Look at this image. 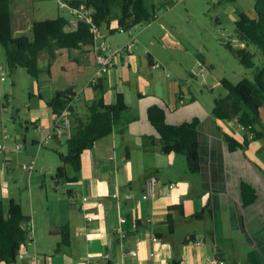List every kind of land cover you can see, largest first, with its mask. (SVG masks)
Returning a JSON list of instances; mask_svg holds the SVG:
<instances>
[{
  "label": "crops",
  "instance_id": "0c3cea01",
  "mask_svg": "<svg viewBox=\"0 0 264 264\" xmlns=\"http://www.w3.org/2000/svg\"><path fill=\"white\" fill-rule=\"evenodd\" d=\"M26 5V0H16L14 13L11 9L13 35L33 39L35 19L29 16ZM233 10L236 15L242 11L258 18L254 1L245 9ZM73 14L66 30L76 29L82 18V14ZM118 28L117 15L100 28L112 50L129 41L130 33L125 37ZM26 31L30 34H24ZM155 40L139 44L137 39L132 52L115 58L113 68L102 76L105 103H115L122 93L129 109L111 134L82 153L79 171L66 165L70 180L62 182L55 181L61 152L53 146L66 143V131L62 129V134L56 133L43 143L42 147L53 145V153L39 155L38 144L54 133L55 113L48 102L56 91L70 89L73 111L66 117L71 127L77 125V117L87 120L97 96L91 85L98 72L97 52L95 45L69 49L67 54L60 50L52 61L46 51L41 53V73L37 78L29 75V100L23 111L14 108L9 119L23 132L9 136L13 142L4 156L6 169L12 163L20 168L24 163H35V172L23 179V192L17 196L5 181L0 198L5 211L11 199L20 203L32 223L23 246L37 257L15 264H264V138L251 139L236 120L215 117L214 93L209 97L195 95L187 86L191 71L203 68L209 72L208 66L198 60L189 70L182 57L164 58L151 50ZM179 47L186 50L182 44ZM166 68L174 76H165ZM1 74L11 75L5 50L3 56L0 53ZM22 74V68L12 74L14 88ZM83 76L87 78H82L78 91L75 85ZM154 104L165 108L169 124L199 118V172L188 170L184 155L161 150L159 135L147 117L148 107ZM26 114V118L21 117ZM261 122L264 124V111ZM30 128L36 135L27 149ZM225 134L240 143L246 137L251 140L246 148L232 151ZM16 141L25 145L21 153L14 151ZM66 153L67 149L62 152ZM151 177L157 180V195L144 198L146 181ZM242 182L256 191V200L248 206L243 204ZM18 183L15 180L12 186L20 189ZM205 208L202 216L194 218ZM64 227L69 229L66 243L62 242Z\"/></svg>",
  "mask_w": 264,
  "mask_h": 264
},
{
  "label": "trees",
  "instance_id": "16d2710c",
  "mask_svg": "<svg viewBox=\"0 0 264 264\" xmlns=\"http://www.w3.org/2000/svg\"><path fill=\"white\" fill-rule=\"evenodd\" d=\"M173 1L169 0L168 3ZM65 3L71 11L77 10L78 14H82L76 29L66 30L69 20L61 16L35 20L32 23L33 39H30L28 36L13 35L10 0H0V45L5 50L11 74L18 68H24L32 78H37L41 73L38 63L43 51H46L52 61L60 50L93 45L92 25L98 28L108 25L113 17L115 4L119 7V27L132 29L150 19L144 0H65ZM254 8L258 14L257 19L237 11L236 34L244 46L226 43V48L246 69H254V74L252 78H243L238 85L222 79L221 84L227 94L215 98L212 113L220 119L236 120L252 135L251 139L259 140L264 138V124L261 122L264 111V0H254ZM251 45L256 46V52L250 50ZM257 56L258 63L255 61ZM101 81L100 79L98 84L94 85L97 96L89 107L87 120L83 121L77 117V125L71 127V136L66 140L67 153L59 154L61 166L56 171V182L70 180L67 177L66 165H71L75 171H79L82 153L93 147L96 141L111 134L116 122L129 109L122 93L118 94L115 103H105ZM72 101L71 90L67 89L56 91L48 105L54 113L62 115L65 110L73 111ZM147 117L159 135L161 150L165 153L184 155L188 170L191 173L199 172V118L180 124H169L166 121L165 108L157 104L148 107ZM224 138L232 151L246 148L251 140L246 137L240 143L226 134ZM241 194L244 206L252 204L257 198L255 189L246 182H242ZM206 210L207 208L194 218H199ZM29 221L30 217L23 213L21 204L16 200H10L7 211L0 200V263L15 264L17 254L27 239L29 227L26 223ZM62 236V242H68L67 227L62 229Z\"/></svg>",
  "mask_w": 264,
  "mask_h": 264
},
{
  "label": "rangeland",
  "instance_id": "374dc122",
  "mask_svg": "<svg viewBox=\"0 0 264 264\" xmlns=\"http://www.w3.org/2000/svg\"><path fill=\"white\" fill-rule=\"evenodd\" d=\"M253 1L174 0L167 7L164 4L168 3L169 0H144L150 13V19L132 28L131 32L137 37L139 44H143V42L149 44L155 38L151 50L158 51L164 58L168 59L177 58L180 60L182 57V60L189 65V70H192L191 66L194 63L201 60L208 66L209 72L203 68L191 71L193 72L192 75L187 76V86L195 95L202 93L203 96L209 97L208 94L213 92L217 98L221 96V93H226L221 84L222 79H227L232 84L238 85L243 78H252L254 74V69H246L233 53L226 48V43L229 42L232 45L240 44L236 34L237 15L234 13L233 8L242 9L243 7L245 9ZM26 4L29 16L35 20L55 19L59 16L72 20L75 16L65 4V0H26ZM15 6L16 0H12L11 9L13 13ZM112 13L113 17L118 16V4L113 6ZM24 34L29 35L30 33L26 31ZM122 34L127 37V32ZM177 41L185 46L186 50L181 49ZM163 43L166 45L163 46ZM249 48L252 51H257L254 45ZM61 51L67 54L70 50L63 49ZM0 53L2 56L4 55V48L1 45ZM255 61L259 62V56L255 58ZM22 73L21 79L18 81V85H15V88L12 85L14 80L12 74H7L5 80H0V146L6 145V147H9L13 142L9 136L14 137L16 132H23L19 124L9 123L14 108L19 107L23 111L29 100L27 83L30 76L24 68H22ZM167 73L174 76V73L166 68L165 76H167ZM82 78L85 80L87 76L85 78L84 76L80 77L77 81L75 89L78 91L81 89ZM183 83L186 85L185 82ZM27 116V114L21 115L24 118ZM35 135L33 129L30 128L25 143L27 149H30L31 139ZM52 146L41 147L39 155L45 152L51 154L53 148L59 153L66 152L67 149L65 142L63 145L53 146V148ZM5 155V152L0 151V198L2 191L5 189V181H7L9 189L19 196L18 194L24 190L21 186L23 179L30 172L22 170L17 163L8 164V169H6ZM7 174L10 176L6 178ZM13 174H16V176ZM15 180H18L19 187L22 190L12 186Z\"/></svg>",
  "mask_w": 264,
  "mask_h": 264
},
{
  "label": "built area",
  "instance_id": "2783aa9c",
  "mask_svg": "<svg viewBox=\"0 0 264 264\" xmlns=\"http://www.w3.org/2000/svg\"><path fill=\"white\" fill-rule=\"evenodd\" d=\"M170 4H167L166 6L168 7ZM73 13H78L77 10H73ZM119 32H128L130 33V37H129V41L126 43V45L124 47H120L117 49L112 50L108 43H107V35L105 33H103V31L98 28L96 25H92L91 27V32L93 33L94 36V44L95 45V49H96V60L98 63V72L95 75V77H93V79L91 80V85H97L99 80L102 78V76L104 74H106L111 68H113V66L115 65V58H119V57H123V56H127L132 52L133 47L135 46L137 39L134 36V34L131 32V29H126L123 27H119L118 28ZM241 46H244L242 44H238ZM153 67L155 68H159L161 67L160 64H154ZM5 76L3 74L0 75V80H4ZM183 97H181L180 99V103H183ZM68 110H65L62 115H57L55 113L54 118H55V125H54V129L53 132L54 133H49L45 139H43L39 144H38V149H40L43 145V143H47L50 139H52L53 135L57 134H62V129H64L66 131V135L69 138L71 136V124L69 119L66 117ZM23 143L21 141H16L15 142V146H14V151L16 153H19L22 151L23 147ZM7 149L6 145H1L0 146V151L1 152H5V150ZM23 170H26L30 173H32L35 170V163L34 161L30 162V163H24L22 166ZM156 183L157 180L155 177H151L146 181V190L143 194L144 198H148V197H155L157 195V192L155 191V187H156ZM172 185H169V188H171ZM26 226H28L29 230L28 232H30L31 228H32V223L31 220L29 222L26 223ZM26 257H32L34 259H36L37 255L33 254L30 255L25 247L21 246L17 257H16V262L20 259L26 258Z\"/></svg>",
  "mask_w": 264,
  "mask_h": 264
}]
</instances>
